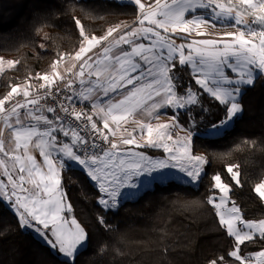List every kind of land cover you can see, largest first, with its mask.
Masks as SVG:
<instances>
[{
  "label": "snow or ice",
  "instance_id": "6c2138e0",
  "mask_svg": "<svg viewBox=\"0 0 264 264\" xmlns=\"http://www.w3.org/2000/svg\"><path fill=\"white\" fill-rule=\"evenodd\" d=\"M129 2L137 7L133 24L109 27L101 36L87 34L74 17L82 38L78 50L58 52L51 72L29 75L0 98V198L11 203L22 226H33L38 233L47 230L54 238L47 243L71 260L87 243L88 233L75 217L64 215L72 211L63 186L66 168L75 164L86 170L104 193L99 203L106 208L117 206L120 189L138 187L133 177L170 166L200 181L208 158L193 155V132L173 138V131L182 128L178 110L191 112L190 106L200 100L190 85L183 93L177 91L179 72L187 67L202 92L226 106L225 119L213 124L212 132L243 112L244 88L264 76V0ZM217 26L235 30L216 35L208 31ZM19 63L0 57V74ZM33 79L42 81L38 88ZM76 101L88 102L91 111H78ZM168 109L176 110L168 122H152ZM138 114L146 119H137ZM128 123L135 126L121 131ZM129 145L163 148L169 155L153 159ZM238 169L239 165H229L227 172L241 185ZM212 179L221 195H210L208 203L234 239L228 256L238 264H264V218L245 219L230 198L231 186L219 174ZM254 191L264 201V180ZM100 222L104 223L102 217ZM246 242L259 244L260 250L242 254ZM217 261L229 264L223 256L209 264Z\"/></svg>",
  "mask_w": 264,
  "mask_h": 264
},
{
  "label": "trees",
  "instance_id": "16d2710c",
  "mask_svg": "<svg viewBox=\"0 0 264 264\" xmlns=\"http://www.w3.org/2000/svg\"><path fill=\"white\" fill-rule=\"evenodd\" d=\"M136 15V6L116 0H0V57L20 61L1 74L0 98L10 85L24 84L29 75L51 72L58 52L78 50L82 38L74 17L87 34L101 36L109 27L132 25ZM179 76L181 93L190 85L207 104L226 114V106L202 92L187 67ZM260 78L245 87L244 110L231 128L219 136L194 135V151L208 158L196 187L168 181L123 201L117 209H105L99 203L101 192L87 173L75 166L66 168L67 197L88 233L87 246L74 260L60 257L47 242L23 229L18 216L0 199V264H209L220 256L238 264L228 256L234 239L220 225L208 197L218 193L212 177L219 174L231 186L230 195L245 219L264 218V201L254 191L264 180V83ZM41 82L33 79L32 85L38 87ZM178 116L189 128L188 110ZM142 149L153 155L159 152ZM229 165H239L241 185L227 172ZM241 250L242 254L258 251L260 245L246 242Z\"/></svg>",
  "mask_w": 264,
  "mask_h": 264
},
{
  "label": "rangeland",
  "instance_id": "374dc122",
  "mask_svg": "<svg viewBox=\"0 0 264 264\" xmlns=\"http://www.w3.org/2000/svg\"><path fill=\"white\" fill-rule=\"evenodd\" d=\"M116 1H118L120 3H130L129 0H116ZM142 2H148V0H142ZM234 30L235 29H233L231 27H229V28H221L219 26H217L214 29H208V31L211 32L213 35L222 33L223 31H234ZM193 36L195 37V34H193ZM196 38H206V37H196ZM145 42H147V41H145ZM180 42H182V41L177 40V43H180ZM8 60H12V59H8ZM230 75L235 77L236 74L235 73H230ZM260 79L264 83V76H261ZM177 91L180 92L179 88L177 89ZM194 91H196V90H194ZM243 92H244V90H243ZM206 94H208V93H206ZM208 95H210V94H208ZM190 107H191V112L188 111L189 118H190V127L189 128L185 127L180 122L179 116H177V119H178L180 125L182 126V128H177V129H175L173 131V138L175 139V137L177 135L183 136V135H186L187 132H193L192 142H191L192 153H193V155H203V156H205L203 152L194 151V149H193V137H194V135L196 133L201 134L203 136H207V137L222 135L227 129L231 128L234 125L236 118H234L226 126L220 127L218 132H212V131H210L211 126L213 124H219V122L221 120L225 119L227 113L223 116L219 109H215L214 107H211L209 104H207V102L205 101V99H204V97L202 96L201 93H200L199 103L197 105H195V106H190ZM172 110H174V109H169V113H168L169 114V120H170L171 116L173 115L171 113ZM185 110H188V109H179L178 111L180 112V111H185ZM172 112H174V111H172ZM175 112H176V110H175ZM198 115H201L200 118L197 117ZM221 115L223 116V118L217 121L216 119L220 118ZM201 127L205 128V129L200 130L199 128H201ZM154 149H156V148H154ZM157 150L160 151L159 149H157ZM145 154L147 156L152 157L153 159H166L168 157V155H169L165 151L163 153H159V154H155V155L150 154V153H145ZM73 166L76 167L77 165L73 164ZM78 167H80V166H78ZM205 167H206V164L204 165V172H205ZM80 168L83 169L82 167H80ZM204 172L202 173V175L204 174ZM90 180L94 183V185L97 188H99L96 181H93L91 178H90ZM168 181H177V182L187 183V184H191V185H193L195 187L200 184V181H191V179L189 177H187L185 173L180 171L179 167L173 168V167L170 166V167L165 168V169L157 170L156 172H153L151 175L144 174V175H141L140 178H138L136 180L132 179V182L137 184L138 187H136V188L125 187V188L120 189L121 196L118 197V204H117V206L115 208H106L105 206H103V205L102 206L105 209H117L119 207V205L123 201L136 199L146 189H152V188L158 186L159 184H163V183H166ZM222 181H223V179H222ZM64 190H65V187H64ZM214 195L218 197L219 195H221V193L218 190V193H216ZM229 195H230V193H229ZM101 196H104V193L101 192ZM230 198H231V200H233L231 195H230ZM66 200H67V202L70 203L68 197H66ZM217 202H218V200H217ZM229 206H231V205L229 204ZM64 215L67 218H69V219H71L72 217H75L74 214H73V207H72V211L71 212L65 211ZM75 219L77 220L76 217H75ZM34 224H35L36 227H41L42 228V226H40L38 224V222H34ZM22 227L25 230L31 231L37 237H39L40 239H42L45 242H47L50 239H54L53 237H51L50 233H47V230H45L44 232L38 233L35 230V227H33V226H27V227L22 226ZM86 246H87V243L84 245L83 248H85ZM83 248H81V249H83ZM53 250L56 253H58L60 257H62L64 259H67V260H71V259L67 258L65 255L61 254L58 250H56V249H53ZM217 264H219V263L217 262Z\"/></svg>",
  "mask_w": 264,
  "mask_h": 264
},
{
  "label": "crops",
  "instance_id": "0c3cea01",
  "mask_svg": "<svg viewBox=\"0 0 264 264\" xmlns=\"http://www.w3.org/2000/svg\"><path fill=\"white\" fill-rule=\"evenodd\" d=\"M131 26V25H130ZM125 47H127V46H125ZM0 76H1V74H0ZM104 99H106V98H104ZM87 105H88V107H89V112L91 111V108H90V104L88 103V102H85ZM172 111H175V110H172ZM171 111V112H172ZM161 112H162V114L160 115V119L157 121V120H153L152 122L153 123H164V122H168L169 121V109L167 110V113L166 114H163V110H161ZM49 116H51L52 114H48ZM171 115V114H170ZM137 119H146L145 117H142L141 115H137V117H136ZM94 119H97V123H98V125L100 126V127H102V123L99 121V119L97 118V117H94ZM135 125L134 124H132V123H128V124H126V125H123L122 126V128H121V131H123V129L124 128H128L129 130L131 129V128H133ZM105 131H107V130H105ZM134 135H136V133H133ZM110 139H111V137H110ZM116 139L118 140L119 139V133L117 134V137H116ZM137 139L141 142V143H143V140L139 137V136H137ZM126 147H130V148H132L134 151H137V152H144V153H148V152H146V151H144L143 149H142V147H139V148H137L135 145H129V146H126ZM156 149H159L160 151L157 153V154H159V153H163L164 152V149L163 148H156ZM36 156H37V159L38 160H41L42 158L39 156V154H38V152L36 153ZM76 167H78V166H76ZM80 168V167H79ZM85 171V170H84ZM86 172V171H85ZM87 173V172H86ZM138 178H140V176H138V177H133L132 179L133 180H136V179H138ZM17 216H18V218H19V215H18V213L15 211V209L11 206V203L9 202V201H7V200H5V199H3V198H0Z\"/></svg>",
  "mask_w": 264,
  "mask_h": 264
},
{
  "label": "built area",
  "instance_id": "2783aa9c",
  "mask_svg": "<svg viewBox=\"0 0 264 264\" xmlns=\"http://www.w3.org/2000/svg\"><path fill=\"white\" fill-rule=\"evenodd\" d=\"M60 87H62V85H59ZM39 87V86H38ZM38 87H36V88H38ZM42 91V90H41ZM53 91L55 92V88L53 89ZM15 99H21V97H16ZM74 100H75V98H74ZM48 102H49V104H51L52 106H56V104L52 101V98L51 97H49L48 98ZM64 103H65V105L67 106V104H68V102L67 101H64ZM7 106V105H6ZM75 107H76V109L79 111V110H83V109H88V111H89V107H88V105L84 102V103H81V102H79V101H76L75 102ZM57 112L60 114V115H64V113L59 109V108H57ZM75 123H79L78 121L77 122H75ZM83 134V133H82Z\"/></svg>",
  "mask_w": 264,
  "mask_h": 264
}]
</instances>
